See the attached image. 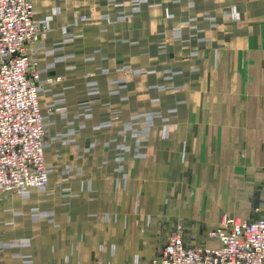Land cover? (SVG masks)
Segmentation results:
<instances>
[{"label": "crops", "instance_id": "0c3cea01", "mask_svg": "<svg viewBox=\"0 0 264 264\" xmlns=\"http://www.w3.org/2000/svg\"><path fill=\"white\" fill-rule=\"evenodd\" d=\"M33 3L52 173L0 193V264H150L264 216V0Z\"/></svg>", "mask_w": 264, "mask_h": 264}, {"label": "built area", "instance_id": "2783aa9c", "mask_svg": "<svg viewBox=\"0 0 264 264\" xmlns=\"http://www.w3.org/2000/svg\"><path fill=\"white\" fill-rule=\"evenodd\" d=\"M51 32L47 22L36 19L33 0H0V193L6 197H30L50 187L49 131L41 102L45 85L62 78L43 83L35 54ZM205 239L215 247L197 244L198 234L178 224L150 264H264V216H224Z\"/></svg>", "mask_w": 264, "mask_h": 264}, {"label": "rangeland", "instance_id": "374dc122", "mask_svg": "<svg viewBox=\"0 0 264 264\" xmlns=\"http://www.w3.org/2000/svg\"><path fill=\"white\" fill-rule=\"evenodd\" d=\"M82 16H84V15H82ZM82 16H81V17H82ZM35 57H38L37 54H35ZM222 219H223V217H222ZM221 221H222V220H221ZM221 221H220L218 224H220ZM172 231H173V230H172ZM172 231H171V232H172ZM169 234H170V233H169ZM203 235H204V239H205V233H204ZM168 236H169V235H168ZM198 238H199V235H198ZM167 239H168V238H167ZM166 242H167V241H166ZM202 243H204L207 247H215V243H214V242H212V241H207L206 239H205L204 242H201L200 239H199V241L197 242V244H199V245L202 244ZM210 244H211V245H210ZM165 245H166V243H165ZM165 245H164V246H165ZM164 246L162 247V249L164 248ZM162 249H161V250H162ZM161 250H160V251H161ZM160 251H159V252H160Z\"/></svg>", "mask_w": 264, "mask_h": 264}]
</instances>
